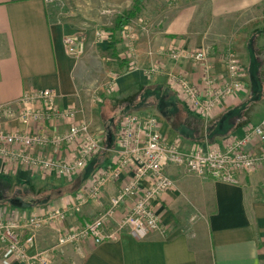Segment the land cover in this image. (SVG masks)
I'll return each instance as SVG.
<instances>
[{
	"label": "crops",
	"instance_id": "crops-1",
	"mask_svg": "<svg viewBox=\"0 0 264 264\" xmlns=\"http://www.w3.org/2000/svg\"><path fill=\"white\" fill-rule=\"evenodd\" d=\"M148 1L151 0H143L139 14ZM179 1L186 7L172 13L159 37L137 40L133 68H128L132 58L120 32L119 36L115 32L113 41L101 39L97 43L101 52L105 51L118 63L117 74L111 77L105 94L93 101L89 92L85 97L80 91L90 73L87 50L79 59L69 56L63 38L75 34L79 22L99 21L106 16L102 7L121 11L130 8L133 0H0V105L14 102L25 92L48 89L55 93L58 110L69 107L76 110L74 117H58L50 124L23 123L17 117L19 107L13 105L10 111L0 114L2 127L7 131H46L52 135L66 132L74 122H85L100 144L99 151L70 179L40 164L27 166L0 158V219L19 221L54 207L67 210L64 227L96 217L125 182L127 173L106 180L98 199H90L79 207L73 203L77 196L86 194L97 170H105L114 163L125 114L139 118L155 115L158 130L165 139L177 141L183 148L196 143L224 148L230 138L243 133L248 123L264 117V103L243 96L224 98L211 117L205 119L188 106L170 80L172 75L182 76L202 90L203 78L209 74L214 84H222L226 50L220 44L213 49L206 45L213 29L205 23L207 16H201L202 7L206 4L209 17L217 20L240 21L246 12L254 14L239 24V29L245 28V32L233 34L235 42L232 41L231 48L245 59L246 35L264 28L255 18L258 7L264 9V0ZM201 20L205 25L200 27ZM248 22L249 26H245ZM109 43L116 55L108 48ZM173 47L208 49L205 60L196 63L174 60L169 54ZM153 64L158 70L147 75L145 69ZM39 105L40 102L31 104ZM247 149L258 151L259 147L251 144ZM27 152L55 160L68 156L51 144L31 147ZM164 173L173 181V187L154 202V208L169 226L165 235L152 232L138 239L123 231L117 239L100 244L82 239L58 246L59 225L43 221L26 247L27 256L45 251L52 264H264V162L251 171L237 172L236 183L200 177L172 165L164 167ZM125 209L123 206L117 211L115 220ZM18 233L24 238L30 231L20 227ZM0 264L27 262L15 258L0 245Z\"/></svg>",
	"mask_w": 264,
	"mask_h": 264
},
{
	"label": "built area",
	"instance_id": "built-area-1",
	"mask_svg": "<svg viewBox=\"0 0 264 264\" xmlns=\"http://www.w3.org/2000/svg\"><path fill=\"white\" fill-rule=\"evenodd\" d=\"M106 16L113 17L119 10L104 6L101 10ZM127 54L132 58L128 68L136 64V38L128 24L121 31ZM99 39H107L104 30L96 31ZM65 50L69 56L79 57L85 50L84 42L77 33L65 35ZM207 49L186 50L173 47L169 54L177 61L202 62L206 58ZM225 78L222 84H214L211 75L203 78L205 88L200 90L182 76L172 75L171 84L175 83L177 91L185 97L191 109L206 118L211 117L215 107L226 97H243L247 94V86L243 80L244 68L239 56L228 49L224 53ZM155 64L145 69L147 75L157 71ZM34 102H40L32 107ZM13 105L19 107L17 117L20 122L50 124L55 118H72L76 110L69 107L58 110L55 104V93L48 89L25 92L14 102L0 105V114L10 111ZM118 147L114 163L107 169L95 172L94 180L86 194L77 196L75 207L82 206L90 199L101 196V187L108 179H117L127 173L125 182L108 199V203L94 218L82 220L79 225L64 227L65 208L54 207L44 214H31L19 221L0 219V245H3L17 259L26 260L27 264H52L45 251L27 256L26 247L33 240L34 232L43 221L56 222L59 234L56 245L63 246L77 243L82 239H90L95 244L115 240L123 231L135 238H144L152 232L165 235L169 226L157 215L154 202L173 187V181L164 173V167L177 166L187 173L200 177H210L228 183H236L235 174L240 171H251L264 162V117L256 123H248L243 133L229 139L224 148L205 146L196 143L183 148L177 141L168 142L158 130L155 115L139 118L134 114H125L121 120L118 134ZM48 144L68 153L67 158H38L27 152L31 147H44ZM256 144L259 149H247L248 145ZM100 149L97 136L90 131L85 122H74L62 134H49L46 131L21 132L7 131L0 123V158L6 161H17L27 166L40 164L44 169H55L58 175L70 179L79 173L89 159ZM126 206L125 213L115 220L117 211ZM115 220V221H114ZM114 221V224L112 222ZM28 229L30 234L21 237L18 228Z\"/></svg>",
	"mask_w": 264,
	"mask_h": 264
},
{
	"label": "rangeland",
	"instance_id": "rangeland-1",
	"mask_svg": "<svg viewBox=\"0 0 264 264\" xmlns=\"http://www.w3.org/2000/svg\"><path fill=\"white\" fill-rule=\"evenodd\" d=\"M75 5L78 6V4ZM180 7L185 8L186 6L184 4L181 5L179 0L148 1L144 5L141 14L137 17V20L134 19L128 24L131 26L132 31L138 35L136 42L142 38L150 39L153 36L159 37V32L163 29L166 20ZM255 11H253V13ZM200 12H203L201 16H207L205 23L213 29L211 30L213 33L210 32L207 36L206 45L213 49L220 44L223 45L224 50L232 49V44L235 42L233 34H236V32H245V28L239 29V24L244 22L243 19H249V15L250 17L254 16V14L251 15V13L247 14L246 12L244 17L241 18L243 21L217 20L209 17V10L206 4L202 7ZM255 18L259 19V25H263L264 9L258 7ZM82 22H79V29L77 31L75 30V32L81 36L84 42V52L87 50V57L90 63L89 66L91 67H89L90 73L86 82L90 83H84L85 85L83 84L81 86L83 90L81 89L80 91H83L85 97L89 92L93 101H97L96 96L100 97L105 94L104 92H106L108 88L111 77L117 74L115 68L118 62L114 61L112 56H109L105 51L101 52L99 50L101 48L97 43H99L101 39L96 36V31L112 28L114 23L110 16L106 17L104 15L99 21L88 20ZM193 23L198 25V21H194ZM205 23L204 20H201L199 22L200 27L205 25ZM247 25L249 26V22L245 26ZM218 32H220V34ZM116 34L118 36L120 35L118 32ZM244 47L247 51V58L242 59L239 57L242 67L244 68V83H246L247 86V94L244 96V99L247 98L253 102L261 101L264 103V28L256 29L248 33L246 35ZM120 50H122V47ZM84 52L82 55H84ZM82 55L76 58L79 59Z\"/></svg>",
	"mask_w": 264,
	"mask_h": 264
},
{
	"label": "trees",
	"instance_id": "trees-1",
	"mask_svg": "<svg viewBox=\"0 0 264 264\" xmlns=\"http://www.w3.org/2000/svg\"><path fill=\"white\" fill-rule=\"evenodd\" d=\"M142 2H143V0H133L130 8L123 9L115 15L114 26L112 28H105L104 29V31L107 33V39L109 41L115 40V32L121 33L124 26L129 24L135 18H137L138 14L141 10ZM108 48L112 50V54L116 55L115 49L113 48L111 43H109ZM15 201L16 200H13V202H15Z\"/></svg>",
	"mask_w": 264,
	"mask_h": 264
}]
</instances>
